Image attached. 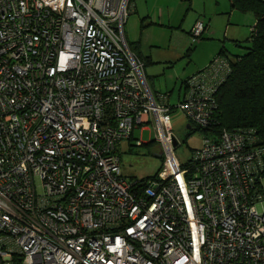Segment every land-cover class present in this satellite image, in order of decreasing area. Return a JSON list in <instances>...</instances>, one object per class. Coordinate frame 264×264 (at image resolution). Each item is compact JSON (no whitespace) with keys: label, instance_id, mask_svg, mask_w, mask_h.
<instances>
[{"label":"built area","instance_id":"2783aa9c","mask_svg":"<svg viewBox=\"0 0 264 264\" xmlns=\"http://www.w3.org/2000/svg\"><path fill=\"white\" fill-rule=\"evenodd\" d=\"M131 11V0H0V264H264V146L249 127L211 130L228 59L170 105L128 47ZM206 29L197 20L192 41ZM176 109L208 130L185 163ZM150 123L161 166L128 179L119 150Z\"/></svg>","mask_w":264,"mask_h":264},{"label":"rangeland","instance_id":"374dc122","mask_svg":"<svg viewBox=\"0 0 264 264\" xmlns=\"http://www.w3.org/2000/svg\"><path fill=\"white\" fill-rule=\"evenodd\" d=\"M179 1L187 0H172V9L174 5L178 6L177 2ZM191 3L192 8L186 15V23L189 24L197 16H201L199 20L208 22L202 38L192 41L191 35L187 34L188 43L197 46L191 56L193 61L202 62L205 60L207 62L204 65L205 67L221 46L228 48V53L243 54L245 52L246 47L249 46L247 40L250 39L251 27L256 21L255 12L252 8L247 6L242 9L236 7L231 9L229 0H191ZM153 8L151 7V9ZM178 14L177 11H174L173 15ZM203 14H205V17L202 16ZM209 19L214 26L213 29L210 27ZM124 27L126 28V22ZM127 36V39L130 38L128 32ZM235 41H238V43H235ZM145 69L147 68L144 67V71ZM169 116L173 134L178 141L175 155L180 163H185L191 156L192 151L201 145L205 133L196 130L197 128L191 125L185 115L178 109L171 111ZM187 124H190V128L187 127ZM136 139H140L144 144L136 146ZM154 139L152 123L146 125V128L141 132L138 128L133 130V138L129 141L131 145L129 146L127 142H123L122 148L119 150L121 174L123 176L128 179H147L157 173L162 158ZM261 186L264 190V178H262ZM261 206L264 207V203Z\"/></svg>","mask_w":264,"mask_h":264},{"label":"crops","instance_id":"0c3cea01","mask_svg":"<svg viewBox=\"0 0 264 264\" xmlns=\"http://www.w3.org/2000/svg\"><path fill=\"white\" fill-rule=\"evenodd\" d=\"M177 3L178 6L174 5L172 9V0H133L132 11L124 27L127 44L134 48L147 68L144 74L150 90L155 96L166 95L170 105H174L185 94V80L207 63L205 60L193 61L191 56L197 46L190 45L187 40L193 23L201 16L187 24L186 15L192 8L191 0ZM174 11L179 14L173 15ZM202 16L205 17V14ZM201 21L208 26L207 21ZM209 24L213 29L210 19ZM222 48L228 49L221 46L217 53L214 52L215 55Z\"/></svg>","mask_w":264,"mask_h":264},{"label":"trees","instance_id":"16d2710c","mask_svg":"<svg viewBox=\"0 0 264 264\" xmlns=\"http://www.w3.org/2000/svg\"><path fill=\"white\" fill-rule=\"evenodd\" d=\"M230 2L233 7L239 9L247 6L252 8L256 21L251 27L250 39L247 40L249 46L243 54L227 53L225 48H222L214 56L228 59L230 73L214 94L216 109L211 130L217 132L221 129L249 127L255 131L256 145L264 146V1L230 0ZM199 38H202V35ZM128 47L141 59L130 44ZM196 130L205 134L208 131L201 128Z\"/></svg>","mask_w":264,"mask_h":264},{"label":"water","instance_id":"95a60500","mask_svg":"<svg viewBox=\"0 0 264 264\" xmlns=\"http://www.w3.org/2000/svg\"><path fill=\"white\" fill-rule=\"evenodd\" d=\"M187 127L190 128V124H187ZM176 143H177V141H176V139H174V144H176Z\"/></svg>","mask_w":264,"mask_h":264},{"label":"flooded vegetation","instance_id":"af4514ba","mask_svg":"<svg viewBox=\"0 0 264 264\" xmlns=\"http://www.w3.org/2000/svg\"><path fill=\"white\" fill-rule=\"evenodd\" d=\"M159 155L161 156L160 151H159Z\"/></svg>","mask_w":264,"mask_h":264}]
</instances>
